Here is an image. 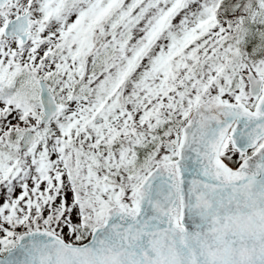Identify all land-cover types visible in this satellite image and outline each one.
<instances>
[{
    "label": "snow or ice",
    "instance_id": "6c2138e0",
    "mask_svg": "<svg viewBox=\"0 0 264 264\" xmlns=\"http://www.w3.org/2000/svg\"><path fill=\"white\" fill-rule=\"evenodd\" d=\"M0 264H264V0H0Z\"/></svg>",
    "mask_w": 264,
    "mask_h": 264
}]
</instances>
